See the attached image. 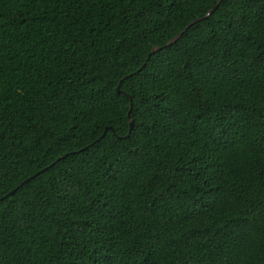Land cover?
I'll return each mask as SVG.
<instances>
[{
    "label": "trees",
    "instance_id": "trees-1",
    "mask_svg": "<svg viewBox=\"0 0 264 264\" xmlns=\"http://www.w3.org/2000/svg\"><path fill=\"white\" fill-rule=\"evenodd\" d=\"M217 1L0 0V264H264V0Z\"/></svg>",
    "mask_w": 264,
    "mask_h": 264
},
{
    "label": "water",
    "instance_id": "water-1",
    "mask_svg": "<svg viewBox=\"0 0 264 264\" xmlns=\"http://www.w3.org/2000/svg\"><path fill=\"white\" fill-rule=\"evenodd\" d=\"M222 0H218L217 1V3H216V5H215V7H214V9H216L217 8V6L219 5V3L221 2ZM213 9V10H214ZM213 10H211L209 13H207L206 14V16L204 17V18H206V17H208V16H210L211 15V13H212V11ZM203 18V19H204ZM201 19H196V20H194V21H192L191 23H189L187 26H185L177 35H175L170 41H168L167 43H166V45L165 46H170V45H172L173 43H175L186 31H187V29L190 27V26H192L193 24H195V23H197V22H199ZM162 48L161 47H153V49L151 50V52L149 53V55H148V57H150V56H152L154 53H156L157 51H159V50H161ZM127 77H125L124 79H126ZM116 91L118 92V93H121V91H120V89H119V87H117V89H116ZM128 99H129V96H127V95H125ZM132 127V123L130 122V128ZM109 130H111V128H108ZM35 176V175H34ZM33 176V177H34ZM33 177H31V178H33ZM29 180V179H28ZM27 181V180H26ZM25 181V182H26Z\"/></svg>",
    "mask_w": 264,
    "mask_h": 264
}]
</instances>
